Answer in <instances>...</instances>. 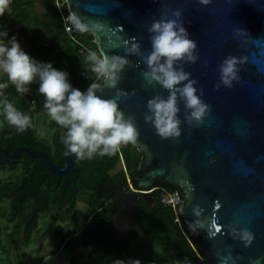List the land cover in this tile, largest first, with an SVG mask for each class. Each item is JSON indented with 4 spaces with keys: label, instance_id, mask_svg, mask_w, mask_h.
<instances>
[{
    "label": "water",
    "instance_id": "water-1",
    "mask_svg": "<svg viewBox=\"0 0 264 264\" xmlns=\"http://www.w3.org/2000/svg\"><path fill=\"white\" fill-rule=\"evenodd\" d=\"M69 11L89 21H101L102 31L92 32L99 52L124 56L125 43L138 42L142 51H150L147 31L153 19H159L164 7L182 13L181 19L196 41L199 58L184 64L191 73L197 94L211 106L203 125L189 128L184 122V105H179L181 136L162 140L154 128L146 125V102L152 96L168 93L158 84H148L136 56H128L118 88L135 90L118 100L125 116L133 115L139 131L134 145L143 152L137 175L126 178L113 196L115 215L106 222L102 237L107 244H119L136 229L140 218V192L159 183H174L184 189L181 217L194 231L202 234L200 257L184 264H264V0H212L203 6L197 0H66ZM171 17V13L169 12ZM174 18V17H172ZM242 29L247 36L236 35ZM246 58L238 65L239 81L232 88L215 84L218 68L227 56ZM103 84V83H102ZM115 89L105 87L103 99L114 98ZM62 165H54L48 153L43 159L49 175L68 176L74 169L75 156L65 155ZM114 186V184H110ZM199 209V215L193 212ZM248 228L252 243L245 247L233 239L228 226ZM239 257V259H237Z\"/></svg>",
    "mask_w": 264,
    "mask_h": 264
},
{
    "label": "clouds",
    "instance_id": "clouds-1",
    "mask_svg": "<svg viewBox=\"0 0 264 264\" xmlns=\"http://www.w3.org/2000/svg\"><path fill=\"white\" fill-rule=\"evenodd\" d=\"M200 5L207 6L212 0H197ZM11 0H0V17L4 16ZM59 8L60 5L58 4ZM171 13V17L169 16ZM179 9L164 7L159 19H153L147 31L150 33V51H142L138 42L125 43L124 56L108 55L105 52L88 50L85 57L91 71L96 74L97 81L90 83L85 91L73 87L68 81V73L60 71L51 63L35 61L22 50L15 36L8 39L7 30L0 31V73L7 81L0 83V115L18 132L31 126V117L19 111L4 93L9 84L20 94L29 92L28 85L38 82V91L44 97L43 107L47 115L65 131L61 140L65 145V155H74L77 159H92L96 155L112 156L120 151L123 145H135L139 139V131L133 115L125 116L120 110L118 100L121 97L135 95L120 89L117 85L122 81L125 66H131L128 56L139 58L137 65L143 63L146 69L140 74L148 84H158L167 91V97L161 94L152 96L146 102L147 112L144 114L146 125L154 128L162 140L177 139L181 136L180 107L184 105V122L189 128L203 125L211 106L197 94L191 79V73L184 70V64H194L199 58L196 41L189 38L181 19ZM174 17V18H172ZM70 25L69 31L75 29L80 33L99 32L105 25L101 21H89L78 12L70 11L65 18ZM236 35L247 36L242 29H236ZM246 58L227 56L218 68L219 80L215 89L221 85L232 88L234 81H239L238 65ZM107 87L115 89L114 98L103 99L101 93ZM193 212L199 215V209ZM193 222L189 223L192 228ZM233 239L238 238L248 247L254 234L248 228H239L236 224L228 226ZM239 259V257H237ZM116 264H125L118 260ZM127 264H141L139 260H130ZM219 264H229V257H223ZM253 264V262H250Z\"/></svg>",
    "mask_w": 264,
    "mask_h": 264
},
{
    "label": "flooded vegetation",
    "instance_id": "flooded-vegetation-1",
    "mask_svg": "<svg viewBox=\"0 0 264 264\" xmlns=\"http://www.w3.org/2000/svg\"><path fill=\"white\" fill-rule=\"evenodd\" d=\"M33 104H35V102H33ZM17 109L28 114V112L23 109ZM38 121H40V124H38ZM51 121L48 115H42L39 118L31 119V126L25 131L18 132L15 127L9 125L4 120L3 116L0 117V188H3L7 194L5 197L0 198L1 248V241L8 243L15 238L12 235L13 229L19 222H21L20 227L23 233L21 237H25L31 230L32 237L30 241L39 243L38 241H42L46 235V240H51L47 243H51L53 244L52 246H55V244L60 241L58 236H60V229H62L61 225H65L66 227L68 222H70L69 220H65L63 223L61 222L60 211L68 210L80 192H85L87 196H89L88 198H90L91 194H94L98 200L97 204L92 207L93 215L106 209L108 204H111L112 207V209L109 210L112 212L111 218L116 213L115 208L112 206V201L113 196H115L116 192L121 187V181L119 183H112L107 181L105 177H101L92 190L78 189L79 180L81 177H84L83 174L85 173L81 162H84L85 159L75 158L74 169L68 176L48 174L49 171L43 159L36 155L48 153L54 165H62V140L60 136H62L65 131L64 129L60 130L61 134H58L59 132L57 133V129L51 128ZM87 161H90V159H87ZM87 179L89 178L86 177V180ZM81 180L83 181V178H81ZM110 184H114V186ZM144 196L146 197L145 194ZM20 212H22V214H20ZM77 220L78 217L75 213L74 219L71 222L72 225L75 224ZM138 222L136 223V228L142 224ZM155 232L160 234L157 231ZM137 239L131 241L132 247L127 253V255L131 257L130 260L133 259L130 255V251L133 249V244ZM105 240L107 243L106 238ZM162 247L160 249L159 258L147 264L155 263L160 260L162 256ZM61 248L62 247L58 246L55 248L53 254H43L40 256L41 260L39 259L38 264H56L49 260L56 258L59 260ZM76 253H79V251L76 250ZM189 254L188 251L172 252L168 257L167 264H184L186 261L192 260L188 258ZM75 255L76 257L79 255V257L82 258L81 264L83 261H85L86 264L85 254H83L82 257L80 254ZM103 255L106 259L109 258L108 252ZM67 259L70 261V258ZM10 262V257H7V261H4V264ZM74 262L75 260L72 259L70 264H74Z\"/></svg>",
    "mask_w": 264,
    "mask_h": 264
},
{
    "label": "trees",
    "instance_id": "trees-1",
    "mask_svg": "<svg viewBox=\"0 0 264 264\" xmlns=\"http://www.w3.org/2000/svg\"><path fill=\"white\" fill-rule=\"evenodd\" d=\"M49 2V16L53 24L61 30L64 34L65 44L60 45V53L65 61L64 65L74 66L76 70L68 74V80L79 89H85L90 83L103 81L96 80V74L91 71L90 65L86 62L85 57L88 50L98 51L97 44L95 43V37L92 32L80 33L75 29L72 30V34L75 36L76 41H72L69 35L62 30V18L60 13L55 9L52 2L53 0H46ZM23 2L22 4H20ZM28 5L31 2L28 0H11L10 6L20 7L21 5ZM64 13H68L67 7L63 9ZM25 23V34L28 40V49L29 53L33 58L37 57L41 52L42 47L39 45L41 40V35L38 33L39 26L29 25L30 20H23ZM46 27H48V20H45ZM28 23V24H27ZM88 47L85 49L84 47ZM6 82L4 79L0 78V83ZM29 92L25 94H20L15 91L13 85L9 84L8 88L4 89L7 98L10 102L14 104L16 108L23 109L28 112V115L31 119L38 118L39 115H47L46 110L43 107L44 97L39 94L36 84L33 82L31 85H28ZM35 102V104H33ZM3 115H0L2 117ZM51 128L57 129V133H60V130H63L62 127L57 125L54 121H51ZM61 137V136H60ZM129 148L132 151H135L136 154L140 156V159L143 157V152L137 150V148L132 145H123L121 146V151L123 148ZM119 152L112 156H100L96 155L90 161L87 159L84 162H81L82 167L84 168L85 173L83 181L79 180L78 189L82 190H92L95 184L105 177V179L112 183H119L125 180V172L120 166ZM88 172V173H87ZM140 171L135 168L131 170L130 177L137 175ZM86 177L89 178L86 180ZM1 183V179H0ZM157 185L167 187L170 190H180L184 193V189L174 183H159ZM185 194V193H184ZM3 188H0V198L5 197ZM146 197L140 201V220L138 223L149 225L152 229L159 232L163 236V247H162V256L157 262L150 264H167L168 257L170 253L178 251H188L189 257L192 260L197 259L196 253L193 250L192 245L199 250L202 242V234L200 232L192 230L183 220L181 228L174 222V214L170 207L163 205L159 200V191L154 190L149 194H145ZM98 200L91 194L90 200L88 202L89 207H94L97 204ZM75 200L72 202L71 207L68 210L60 211V219L63 223L65 220L72 221L75 216ZM111 204H108L106 209L101 212L95 213L90 223L87 224L84 229L79 234L78 238L82 247L86 250L85 259L86 264H116L118 260H130L131 257L127 255L131 249V241L137 239L142 234V229L140 226H137L135 231L131 236L124 238L120 244L107 245L105 238L102 237V233L105 230L106 222L111 219L112 212ZM22 214V212H20ZM21 222H19L13 231V236L15 238H20L23 242V245H27L30 241L32 234L31 230L25 237L21 231ZM141 225V224H140ZM190 241V242H189ZM109 253V258L106 259L103 255L104 253ZM126 254V255H125Z\"/></svg>",
    "mask_w": 264,
    "mask_h": 264
},
{
    "label": "rangeland",
    "instance_id": "rangeland-1",
    "mask_svg": "<svg viewBox=\"0 0 264 264\" xmlns=\"http://www.w3.org/2000/svg\"><path fill=\"white\" fill-rule=\"evenodd\" d=\"M55 29L58 32V28L56 26H55ZM3 30H7V32H9V28L7 26V21H6V18L4 16L0 17V31H3ZM45 30H46L45 32H48V29H45ZM13 36L16 37V39H17V41L21 47H23V48L26 47L25 43L22 42L21 34H17V35L14 34ZM8 37H9V33H8ZM8 39H10V37ZM46 39H47V35L41 36L42 41L39 43V45H41V47H44V43L46 46L47 42H44V40H46ZM52 39L53 38H48V43L46 46L47 47L46 52H48L47 55H50V56L55 55L56 59L63 64V68H64L65 61L63 60L62 56L58 57V55H60L61 53H59L60 50L58 51L56 48L58 46V44H56L58 39H57V37L53 40ZM65 42H66V40H64V37H63V39L59 45H63V44H65ZM54 44L56 45L55 51H53L55 49ZM30 56H31V54H30ZM42 56H43V53L41 50V52L38 54L37 57H35V58H33V56H31V57L34 60H39V58ZM39 62L42 63L43 61L39 60ZM46 63H51V62L48 60V62H46ZM51 64L54 67V64L53 63H51ZM61 67H62V65H61ZM62 70H64V69H62ZM65 72H67V71L65 70ZM0 75L3 76L5 81H7V77L5 74L0 73ZM34 83L36 84L37 90H38L37 81H34ZM39 117H41V115H39ZM38 124H40V121H38ZM122 155H123V158L125 160L126 168L128 171H131L134 167L138 168L137 166H138L139 161H140V156L138 154H136V152L132 151L129 148L124 147ZM120 166H121V164H120ZM77 200H78V205H77V210H76V212H77L76 216L81 221L80 223L83 224L85 219H87V215H85L86 205H85V203L83 204L84 200L82 199L80 194L78 195ZM63 226L61 225L62 229H60V231H61L60 236H58L60 241H59V243L57 242L55 244V246H52L53 244H51V243H47L51 240H48V239L46 240V238H47L46 235L44 236L42 241H38L39 243L30 241L25 246L23 245V242L20 238H16V239L13 238L8 243L1 241L2 248L0 247V264H4V261H7V257H10V259H11V262L7 263V264H38L40 256H42L43 254H53L55 251V248H57L58 246L62 247L60 255H59L60 256L59 260H58V258H56L53 260L48 259L49 261L55 262L56 264H70V262H72V259H74L75 260L74 264H81L82 258H80L79 255H78V257H76L75 254H80L82 257L83 254H86V250L82 247V250L84 252L80 251L81 248L79 249L77 244L75 243V240L73 241V239H75L76 237L73 239L70 238L67 241L65 240L66 237L70 233H72V231L74 229H76L77 227L75 228V225H73V226L69 225L71 227V230H69V227H67V226L63 227ZM139 226L142 229V234L134 242L133 249L130 251V255L133 257L132 260H139L141 262V264H147L148 262L155 261L159 258L160 249L163 245V236L160 234H157L154 231V229H152L149 225H145V224L142 225L141 224ZM76 250L79 251V253H76ZM5 252H7V253H5ZM67 258H70V261ZM123 261L125 262V264H127V262L130 260H123ZM49 264H53V263H49ZM82 264H85V261H83Z\"/></svg>",
    "mask_w": 264,
    "mask_h": 264
},
{
    "label": "crops",
    "instance_id": "crops-1",
    "mask_svg": "<svg viewBox=\"0 0 264 264\" xmlns=\"http://www.w3.org/2000/svg\"><path fill=\"white\" fill-rule=\"evenodd\" d=\"M28 2H31V4H28V5H24L23 4L20 7L14 6L13 8L11 6H9V8L6 10V12L4 14V17L6 18L7 26L9 28V32H8L9 33V37L11 38L14 34H16V35L17 34H21V36H22V42H24L25 45H26L25 48H23V47H21V48L27 54H29V49H28V45H27L28 40H27V36L25 34V29L26 28H25V23L23 21V20H26L27 19V20H30L28 22L29 25L31 24V25H34L36 27L39 26L38 33L41 36H46L47 35V39L44 40V42H47L48 43V38L55 39L57 37L58 41H57L56 44H58V46L56 48L59 51L60 50V45L59 44L61 43V41H62V39L64 37V34H63V32H61V30H59V28H58V32H57L56 29H55V25L51 21V18L49 16V12H48L49 11L48 9H49V6H50L49 2H47L46 0H28ZM22 3L23 2H21L20 4H22ZM45 20H48V22H49L48 23V27H46V28H45V26H46V23L47 22ZM45 29H48V32H45L46 31ZM62 30H63V27H62ZM47 43H46V46H47ZM46 46H45V43H44V47H42L43 56L39 58V60L43 61L42 63H46L49 60L51 63L54 64V67L56 69H58L60 71H65L66 70L68 74H70L71 72H73V71L76 70V67H74V66H71L70 67L68 65H64V68H63V64L56 59L55 55H53V56L47 55L48 52H46V49H47ZM55 46L56 45L54 44V48H55ZM56 48L53 51H55ZM59 53H60V51H59ZM60 56H62V55L61 54L58 55V57H60ZM39 60H35V61L39 62ZM61 65H62V67H61ZM62 69H64V70H62ZM0 78L4 79L3 76H1V75H0ZM121 153L123 154L122 151H121ZM135 168L136 167H134L133 169H135ZM126 171H127V173L129 174V177H130V172L131 171H128L127 168H126ZM79 194L81 195L82 199L84 200V202L82 201L83 204L85 203V205H86V210H85L86 213H85V215H87V219H85V221L83 222V224L80 223L81 221L79 219L77 221H75L76 223L73 224V225H75V228L76 227L77 228L74 229L72 231V233H70L66 237L65 240L67 241L70 238L73 239V238L76 237L75 239H73V241L75 240V243L77 244L78 248L79 249L80 248L82 249V245L80 243V239L78 238V236H79V233L84 229V227L87 224H89V222L91 220V217L93 215V211H92L93 209H92V207H89V205H88V202L90 200V198H88L89 196H87V194L85 192H80ZM78 195H77V197H78ZM77 197L75 199V209L76 210H77V205H78ZM74 210H73V212H74ZM76 210H75V213L77 215ZM71 222L72 221L68 222V224L70 226L72 225ZM69 225L67 227H69V230H71V227ZM64 227H65V225H64ZM81 252H82V250H81Z\"/></svg>",
    "mask_w": 264,
    "mask_h": 264
},
{
    "label": "built area",
    "instance_id": "built-area-1",
    "mask_svg": "<svg viewBox=\"0 0 264 264\" xmlns=\"http://www.w3.org/2000/svg\"><path fill=\"white\" fill-rule=\"evenodd\" d=\"M53 6L55 7V9L60 13V16L62 18V27H63V30L64 32H66L70 39L72 41H76V38L75 36L72 34V31H69V27L70 25L66 24L65 22V18L68 16L69 14V9H68V6H67V2L66 0H53L52 2ZM60 5V7L58 8L57 5ZM68 9V13H64L63 9L66 8ZM85 49H88V47H84ZM73 87L77 88L75 85H73L71 82H69ZM79 89V88H78ZM87 89V87L85 89H79L81 91H85ZM121 149L119 151V159H120V164L126 174V178H130L129 177V174L127 173L126 171V164H125V160L123 158V155H121ZM155 188V190H158L159 191V200L160 202L165 205V206H168L170 207V209H172L173 211V214H174V222L181 228L182 226V217H181V211L182 209H180V207H182V204L185 200V194L180 191V190H170L168 189L167 187H164V186H160V185H155L151 188H148V189H145V190H139L140 192H150L151 190H153ZM154 191V190H153ZM190 242V241H189ZM193 250L195 251L196 255L198 257H200V251L198 249H196L194 247V245H192V243H190Z\"/></svg>",
    "mask_w": 264,
    "mask_h": 264
}]
</instances>
